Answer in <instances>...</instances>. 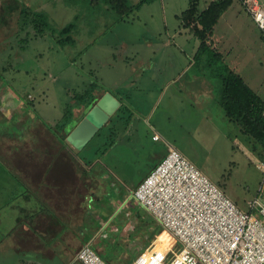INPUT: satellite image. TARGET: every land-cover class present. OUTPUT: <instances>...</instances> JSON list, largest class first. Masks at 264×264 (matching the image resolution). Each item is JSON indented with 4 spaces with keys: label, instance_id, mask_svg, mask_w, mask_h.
<instances>
[{
    "label": "rangeland",
    "instance_id": "rangeland-1",
    "mask_svg": "<svg viewBox=\"0 0 264 264\" xmlns=\"http://www.w3.org/2000/svg\"><path fill=\"white\" fill-rule=\"evenodd\" d=\"M20 1L45 12L48 26L43 31H37L32 23L23 26L18 22L17 12L5 19V4L17 2L0 0V167H9L23 160L25 157L19 154L24 147L32 150L51 147L55 150L69 144L77 149L65 141L68 131L60 126V119L70 109L74 118L81 116L86 105L80 101L81 94L92 84L97 85L100 91L107 90L121 99L123 92L136 94V69L147 70L137 81L138 84L145 82V86L154 69L150 63L140 61L150 55L165 56L162 63L171 73L182 68L190 74L193 71H210V64L201 60L205 55L197 61L192 59L200 40L180 18L189 7L190 0H151L140 7H137L140 0H127L132 10L126 9L122 13H118L108 0ZM208 1L201 0L200 9H204ZM238 1L234 3L239 7ZM241 16L244 20L234 21L244 23L246 34L247 31H258L251 15L241 9ZM70 22L75 24L71 32L74 40L62 43L59 29ZM239 52L244 55L249 53V48H242ZM258 54V46L253 45L248 59L254 75L260 76L264 67L256 61ZM170 57L171 61L168 60ZM215 65L218 64L215 62ZM157 75L162 80L166 79L161 74ZM251 78L262 80V77ZM210 79L213 88L219 89V77ZM258 90L264 93V87ZM132 109L135 114L125 113L116 119L119 126L112 136L115 139L113 147H109L103 138L110 134L104 125L96 143L93 141L77 149L79 156L78 153L75 156L81 160V166L90 168L91 173L96 169L104 172V179L96 175L98 188L109 185L112 178V183L122 185L133 201L138 181L155 166L161 148H166L163 141L153 140L155 128H164L170 138L179 141L176 148L242 209H248V202L254 198L264 201V147L249 139L238 123L229 121L221 106H216L217 114L208 115L203 121L198 118L201 122L197 123L191 117L194 110L190 106L183 109L188 113L187 118L174 111L166 114L161 110L163 116L155 122L150 115V107L140 105L137 118L141 125L136 124V106ZM6 111L11 114L6 115ZM128 122H132L130 127H127ZM144 122L147 124L145 128ZM15 170V167L0 169V229L8 226L9 222L12 224L14 216L22 213L18 207L6 204L7 196L24 187L19 183L18 174L13 175ZM90 211L94 209L90 208ZM152 219L155 225L148 232L140 229L135 218L129 232L114 239L102 237L98 244L96 239L94 248L110 262L131 264L135 256L148 251L153 235L164 233V225ZM148 223L147 219L143 221V225ZM106 247L112 249V253L106 252ZM116 249L125 254L121 261L112 257Z\"/></svg>",
    "mask_w": 264,
    "mask_h": 264
},
{
    "label": "crops",
    "instance_id": "crops-1",
    "mask_svg": "<svg viewBox=\"0 0 264 264\" xmlns=\"http://www.w3.org/2000/svg\"><path fill=\"white\" fill-rule=\"evenodd\" d=\"M234 1L214 26L209 42L211 41L212 47L221 54L227 65L239 73L264 102V93L258 90L259 87H264V73L262 72L260 76L254 75V69L248 59L253 45H257L259 54L256 61L259 66L264 67V33L255 22L258 31L253 30L250 33L247 31L246 34L244 23L234 19L244 20L241 9L248 12L240 1L236 0L240 8ZM261 2L264 5V0ZM242 48H249V53L241 54L239 51ZM194 57L195 55L192 59ZM171 59L170 57L168 60ZM140 61L150 63L154 68L147 86L145 82L142 84L137 82L142 72L147 70L136 69V94L123 92L122 99L114 94L121 104L127 105L134 114L132 106H136V124L141 125V121L137 118L140 114V105L150 107L152 110L150 115L155 122L163 116L161 110L166 114L168 111H174L178 116L185 115L187 118L188 113H184L183 109L190 106L194 110L191 117L200 123L199 120L203 121L208 115L217 114V105L222 107L229 121H234L222 105L223 85L220 78V87L219 89L216 87L215 90L210 79L214 75L207 71H193L194 73L190 74L182 68L171 73V70L162 63L165 61V56L158 54L150 55ZM157 74H161L166 79L162 80ZM254 76L262 77V80L251 78ZM4 104L9 106L6 102ZM1 107L3 109L4 106ZM8 114L11 113L6 111V115ZM131 123L128 122L127 127H130ZM150 124L153 123L148 125ZM146 125L144 122V128ZM155 135H159V138L154 139ZM153 140L163 141L166 145V148H161L158 161L154 165L163 159L170 146H179V141L170 138L164 132V128H155ZM21 152L22 154L19 155L25 157L23 160H18L17 164L14 163L9 167H0L3 170L15 167L13 175L17 173L19 183L24 185L19 191L7 196L6 204L14 208L18 207L22 213L14 216L12 224L9 222L8 226L0 229V264H83L78 259V251L83 244L91 243L94 246L96 239L99 240L98 244L102 237L106 239L108 236L114 239L126 234L130 231V226L135 223V218L136 224H140V229L144 228L147 232L155 225L152 218L156 219V217L148 208L139 204L135 198L132 201L122 185L118 182L112 183V178H109V185L105 184L101 189L98 188L95 179L99 180V178H96V175L104 179L106 178L104 172H98L96 169L91 173L90 168L81 166V160L75 156L76 153L79 156V150L65 147L63 144V148L55 150L51 147L40 150L24 147ZM107 153L108 150L105 155ZM90 208L94 211L91 212ZM145 219L150 221L148 225H143ZM109 229L111 231L108 234ZM162 234H158L155 239L161 243L168 242L167 233ZM98 249L102 250V248ZM106 249L108 250L106 252L112 253V249L108 247ZM123 255L125 254L120 250L112 257H115L116 261H118L116 258L121 261ZM111 262L110 264H115L113 260Z\"/></svg>",
    "mask_w": 264,
    "mask_h": 264
},
{
    "label": "built area",
    "instance_id": "built-area-1",
    "mask_svg": "<svg viewBox=\"0 0 264 264\" xmlns=\"http://www.w3.org/2000/svg\"><path fill=\"white\" fill-rule=\"evenodd\" d=\"M239 1L264 33L261 0ZM133 193L164 225L168 242L154 238L131 264H264V201L242 209L178 148L170 146ZM78 259L110 264L91 243Z\"/></svg>",
    "mask_w": 264,
    "mask_h": 264
},
{
    "label": "trees",
    "instance_id": "trees-1",
    "mask_svg": "<svg viewBox=\"0 0 264 264\" xmlns=\"http://www.w3.org/2000/svg\"><path fill=\"white\" fill-rule=\"evenodd\" d=\"M15 1L17 4L13 2H7L5 4V19H9L8 17H11V14L17 12V14H19L18 22L22 23L23 26L32 23L34 25L33 27L36 28L37 31L46 30L45 28L48 26V16L45 12L35 10L23 1ZM92 1L98 2L100 0ZM150 1L151 0H140L138 6H136L140 7L143 3ZM200 1L201 0H190L189 7L183 11L182 15H180L183 22L185 21V25L193 29V32L200 40L194 59L197 61L202 57V55H205V57L201 60H205L207 64H210L211 68L209 73H212V75L218 76L221 79V83L223 85L222 105L227 111V114L232 120L239 123L242 131L247 134L249 139L256 140L264 147V102L261 97L246 83L244 78L227 65L221 54L217 52L209 42L214 26L234 0H209L204 9H200ZM108 2L115 6L114 9L118 13H122V11L126 9H129V12L132 10L131 6H129L131 4H128L127 0H108ZM74 26V22H70L63 28L59 29V39L62 43L74 40V37L71 34ZM66 34L67 36H65ZM215 62L218 64L217 66L215 65ZM101 90L102 91H100L95 84H92L90 88L85 89L80 98V101L86 102L83 112L90 109L92 105L96 103V100L107 91L103 89ZM98 91H100L101 94H99ZM125 113L132 114V111L131 109L129 110L127 105L122 103L107 121V123H109L105 124V126L109 128L108 130L110 131V134L107 137L103 136V138L105 142L108 143L109 147L115 143V139L112 136L115 131L118 130L117 126H119L116 119H118V116L125 115ZM73 119L74 112L70 109L60 119V126L67 129V126L73 121ZM105 126L99 129L88 144L93 141L95 143L97 142V137L101 135L100 133ZM105 130L107 129L105 128ZM64 139L67 143H69L66 137ZM65 147L71 148L69 144ZM149 173L150 172H148V174ZM152 238H155L154 235Z\"/></svg>",
    "mask_w": 264,
    "mask_h": 264
},
{
    "label": "water",
    "instance_id": "water-1",
    "mask_svg": "<svg viewBox=\"0 0 264 264\" xmlns=\"http://www.w3.org/2000/svg\"><path fill=\"white\" fill-rule=\"evenodd\" d=\"M120 105V100L112 92L106 91L90 109L67 126V141L77 149L84 148Z\"/></svg>",
    "mask_w": 264,
    "mask_h": 264
},
{
    "label": "bare ground",
    "instance_id": "bare-ground-1",
    "mask_svg": "<svg viewBox=\"0 0 264 264\" xmlns=\"http://www.w3.org/2000/svg\"><path fill=\"white\" fill-rule=\"evenodd\" d=\"M138 186V185H137ZM163 227V226H162Z\"/></svg>",
    "mask_w": 264,
    "mask_h": 264
}]
</instances>
